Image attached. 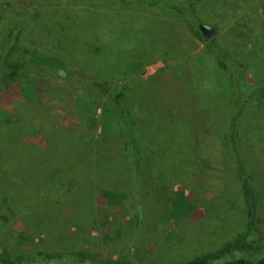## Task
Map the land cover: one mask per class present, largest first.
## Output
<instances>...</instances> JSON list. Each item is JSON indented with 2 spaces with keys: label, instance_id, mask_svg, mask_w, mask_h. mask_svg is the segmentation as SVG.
I'll return each instance as SVG.
<instances>
[{
  "label": "rangeland",
  "instance_id": "rangeland-1",
  "mask_svg": "<svg viewBox=\"0 0 264 264\" xmlns=\"http://www.w3.org/2000/svg\"><path fill=\"white\" fill-rule=\"evenodd\" d=\"M195 5L231 66L176 9L0 0V58L11 51L16 71L0 80V264H183L264 247V0Z\"/></svg>",
  "mask_w": 264,
  "mask_h": 264
},
{
  "label": "trees",
  "instance_id": "trees-1",
  "mask_svg": "<svg viewBox=\"0 0 264 264\" xmlns=\"http://www.w3.org/2000/svg\"><path fill=\"white\" fill-rule=\"evenodd\" d=\"M126 1H131V0H126ZM133 1V0H132ZM141 2L142 4H148V5H152V6H160L163 8H166L170 11H172V9H176L178 11H180V14H184L186 15L189 20L191 21V25L193 26L194 32L195 34L203 39V33L202 31L198 28V27H202L205 26L203 24V22H201L197 16H196V1L197 0H136ZM117 6H114L113 10H116ZM111 18H113V16L109 15ZM61 25L62 22H60ZM62 32L66 30V28L64 27L63 30V26H60ZM64 34V33H63ZM67 37V34H65ZM18 37L16 36L15 32H11V34L9 35V39H8V48L12 47L14 48L16 43H18ZM211 43L214 45H212L213 47H216L215 49H217L216 53H218L219 58L222 60V62L226 65V66H231L230 64V58L228 53L224 52V50L221 47H217L215 43H217L219 40L218 38H213L210 40ZM7 53L4 54L1 58H0V80L2 78H5V76H15L16 75V71L13 70L12 66L10 65L9 61H10V53L11 51L7 50ZM238 71V68H237ZM235 81V79H234ZM123 94L120 93L118 97H116L117 99V103L120 104V99L122 98ZM240 98H241V89H240ZM248 102L246 101L245 97H242V102H237L238 106V110L236 111V114L234 116H232L231 119V126H233V128L237 131V133H241V129L243 130V127L240 126L239 129V123H240V119H241V115H243V110L246 108V104ZM119 110V115L122 119L123 125H124V129L127 132H129L130 135V139L132 142V148L134 149H138L139 152V148L140 144L137 143L136 141V137L133 134L134 131V124L132 122V120L130 118H128L127 116L124 115L123 111L121 110V108H118ZM235 126V127H234ZM243 126V125H242ZM233 129V130H234ZM110 191V190H109ZM247 193L249 196V200H250V205L252 210H255L257 208V195L254 193V191L250 188H247ZM185 194V193H184ZM185 196V195H184ZM251 234H253V237H257V233L255 231H252ZM241 236H245L244 234H242ZM247 247H251L250 244H246V243H242L239 244L237 247L240 248H244L245 246ZM250 248H246V251H249ZM237 248L234 245H229L227 246L225 249H223L222 251H220L219 253H209L197 258H194L186 263L183 264H251V261H249L248 259L250 257H254V256H258L257 257V261L255 264H264V247L263 248H258L256 253L253 254L252 251H250V253L247 255V257L249 256V258H247L246 256L243 257H239V254H234V257H229L230 254H232L234 251L236 252ZM38 263V262H37ZM110 264H121L119 261H114V262H109ZM36 264V263H35Z\"/></svg>",
  "mask_w": 264,
  "mask_h": 264
},
{
  "label": "water",
  "instance_id": "water-1",
  "mask_svg": "<svg viewBox=\"0 0 264 264\" xmlns=\"http://www.w3.org/2000/svg\"><path fill=\"white\" fill-rule=\"evenodd\" d=\"M201 31L206 41L213 39L217 34V31L214 28H209L206 26H202Z\"/></svg>",
  "mask_w": 264,
  "mask_h": 264
}]
</instances>
